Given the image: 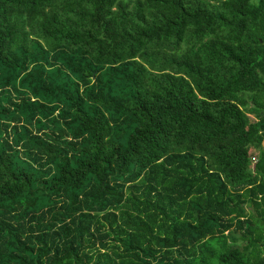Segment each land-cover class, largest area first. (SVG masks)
<instances>
[{
  "label": "trees",
  "instance_id": "1",
  "mask_svg": "<svg viewBox=\"0 0 264 264\" xmlns=\"http://www.w3.org/2000/svg\"><path fill=\"white\" fill-rule=\"evenodd\" d=\"M262 140L264 0H0V264H264Z\"/></svg>",
  "mask_w": 264,
  "mask_h": 264
},
{
  "label": "rangeland",
  "instance_id": "2",
  "mask_svg": "<svg viewBox=\"0 0 264 264\" xmlns=\"http://www.w3.org/2000/svg\"><path fill=\"white\" fill-rule=\"evenodd\" d=\"M255 116L256 114L252 109H250V105H247L242 108V117L244 118L246 123L255 120Z\"/></svg>",
  "mask_w": 264,
  "mask_h": 264
},
{
  "label": "water",
  "instance_id": "3",
  "mask_svg": "<svg viewBox=\"0 0 264 264\" xmlns=\"http://www.w3.org/2000/svg\"><path fill=\"white\" fill-rule=\"evenodd\" d=\"M261 144L264 145V140H262V143Z\"/></svg>",
  "mask_w": 264,
  "mask_h": 264
}]
</instances>
